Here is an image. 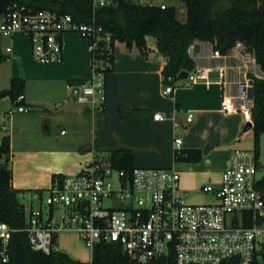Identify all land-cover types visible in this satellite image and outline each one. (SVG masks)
<instances>
[{
	"label": "built area",
	"instance_id": "obj_1",
	"mask_svg": "<svg viewBox=\"0 0 264 264\" xmlns=\"http://www.w3.org/2000/svg\"><path fill=\"white\" fill-rule=\"evenodd\" d=\"M91 1L94 8L114 6V0ZM132 1L162 9L176 5L173 0ZM69 32L88 39L91 57L87 65L92 71L91 78L70 85L72 93L79 102L101 108L112 39L95 16L80 20L62 11L58 4L35 8L17 2L0 15V33L25 36L30 41L33 60L42 64L63 60V37ZM232 50L256 63L242 42ZM190 52H194L193 46ZM214 55L223 56L218 50ZM257 77L264 75L259 73ZM183 81L186 86L192 84L195 72H188ZM173 91V85L167 84L163 92L170 95ZM11 102L16 108L8 110L10 115L26 111L23 93ZM253 106V77L245 78L236 94L227 92L222 96L223 113L240 112L245 124L250 121L254 126ZM154 118L165 119L161 113ZM8 128L3 126L4 130ZM181 128V123L175 122V130ZM174 150L175 156L183 151L180 137L174 139ZM259 170L262 166L256 151L233 149L220 184L202 187L213 200L191 203L174 168L134 166L128 174L114 168L108 158L94 159L78 173L57 177L49 188L35 191L32 200L23 203L26 226L22 230L28 234L32 249L45 254L59 251L61 232L74 230L91 252L98 243H116L141 263L170 255L178 264H222L233 258L241 264L260 262L264 259V196L257 187ZM27 195L23 193V197ZM33 199L39 202L37 207ZM61 206L67 211L56 212ZM15 231L0 219V264H13L10 246ZM84 263L92 264V259Z\"/></svg>",
	"mask_w": 264,
	"mask_h": 264
},
{
	"label": "crops",
	"instance_id": "obj_2",
	"mask_svg": "<svg viewBox=\"0 0 264 264\" xmlns=\"http://www.w3.org/2000/svg\"><path fill=\"white\" fill-rule=\"evenodd\" d=\"M63 42V60L41 64L33 61L31 44L25 36L0 33V51L6 56L0 62V77L7 83L4 89L13 78L25 79L24 104L29 108L17 117L8 113V106L0 109V118L9 121L3 126L14 131L10 157L14 188L45 189L37 184L38 171L42 177L47 175L52 185V175L64 173L46 165L50 157H80L79 172L100 155L129 148L134 152V166L174 168L181 187L189 193V202L212 201V195L203 192L202 187L218 186L222 173L230 166L233 149L248 150L254 141L253 129L243 131L242 113H223L222 96L227 92L236 94L245 78L262 73L258 65L232 49L216 57L210 44L199 43L198 51L192 53L199 63L195 81L186 86L179 79L171 84L173 93L165 95L163 69L167 57L159 51L157 39L146 37V52L116 40L112 68L105 72V102L101 108H93L79 102L70 87L92 77L87 65L91 57L89 41L69 32ZM156 113L165 119L156 120ZM175 122L182 125L178 131ZM59 127L63 138L57 133ZM18 136L20 148L15 144ZM175 137L182 139L183 150H199L200 160H176ZM196 195L204 200H194ZM77 235L74 230L61 232L58 246L59 251L79 260L72 255L74 249L69 243V237Z\"/></svg>",
	"mask_w": 264,
	"mask_h": 264
},
{
	"label": "trees",
	"instance_id": "obj_3",
	"mask_svg": "<svg viewBox=\"0 0 264 264\" xmlns=\"http://www.w3.org/2000/svg\"><path fill=\"white\" fill-rule=\"evenodd\" d=\"M186 7V18L181 20L176 5L162 9L156 5H141L132 0H121L120 6L109 5L94 8L91 0H0V15L13 3L27 4L35 8L51 7L58 4L64 12H70L76 19L90 20L93 16L111 34L112 53L109 66L112 68L113 43L125 42L127 47L136 45L146 52V37L157 39L159 51L167 57L163 69L165 84H173L182 70L193 72L199 63L190 52L196 43L210 44L223 55L228 54L237 42H242L255 58L264 75V0H225L226 6L218 7L224 0H181ZM6 56L0 51V62ZM26 81L13 78L7 89L0 91V98L8 97L14 101L24 93ZM254 121L253 140L257 154L264 136V77L253 76ZM200 151L183 150L176 155L180 161L200 160ZM11 138L6 135L0 143V219L7 222L16 231L12 235L10 255L13 264H85L73 259L62 251L45 254L32 249L28 234L22 230L26 226L25 206L19 199L21 190L13 186V169L10 167ZM108 159L114 168L128 174L134 167V152L129 148L110 151ZM62 178L55 173L52 179ZM264 196V177L257 183ZM44 191L45 189H37ZM36 190V191H37ZM92 264H178L174 255L151 261L138 262L129 257L116 243H98L92 251ZM222 264H241L238 258L224 261ZM252 264H260L258 260Z\"/></svg>",
	"mask_w": 264,
	"mask_h": 264
},
{
	"label": "rangeland",
	"instance_id": "obj_4",
	"mask_svg": "<svg viewBox=\"0 0 264 264\" xmlns=\"http://www.w3.org/2000/svg\"><path fill=\"white\" fill-rule=\"evenodd\" d=\"M153 1L157 2L158 0H153ZM172 2L176 3L177 5L178 12H179V18L181 20H184L186 18L185 4L182 1H178V0H173ZM227 4L228 2L224 0L221 3H219L218 7H223V6H226ZM36 63H39V62H36ZM177 81H180L179 78L177 79ZM6 86H7V83H4L3 79L0 77V90L6 88ZM7 106L8 108H11V107L16 108V106H14L10 100L8 99L3 100V98H0V109L5 108ZM25 107H26V111H24V113H27L29 111V108L27 106ZM20 114H23V112L16 111L12 114V116L17 117ZM4 124L9 125V121L8 120L5 121L3 118H0V143L4 136L8 135L11 137V139H13V136H14V131H11L10 129H7V130L3 129ZM61 128L62 127H59V130H57V133L59 134L60 138H63V136L60 134ZM19 138H20L19 136L15 138V144H16V147L18 148L22 146V143L19 140ZM248 150L256 151L254 147V141L252 142V146ZM100 156L101 157H99V159L106 160L108 158V155H100ZM80 160L81 159L78 156L63 155L60 157H55V158L50 157L46 159V165L52 166L54 168L53 170L57 172H63L64 173L63 175H74L78 172L77 170L79 168ZM259 162H260V166H262V170L258 171L257 177L262 178L264 177V136L261 138V142L259 145ZM9 165L10 167H12L11 162ZM36 173L38 177V179L36 180L37 184H40V186H44V188L47 189L48 186L51 185L50 178L47 175L45 177H42L41 171H38ZM19 190H21V192H19L18 194L19 199L24 204H28L32 200V195L36 191L35 189H28V188L27 189L21 188ZM23 193H26L28 195L23 197ZM200 197L201 196L196 195V197L194 196L193 199L195 198L194 200H198V199L200 200ZM201 199L204 200L203 197H201ZM33 205L34 207H37L39 205V202L36 199H33ZM42 205L43 207H46L45 202H43ZM66 211L67 209L62 206L56 210V212L58 213L66 212ZM79 238H80L79 235L69 237V243L72 245V248L74 249L72 250V255L78 258L80 261L88 262L92 259L91 249L88 246H86V244ZM260 264H264V259H260Z\"/></svg>",
	"mask_w": 264,
	"mask_h": 264
},
{
	"label": "water",
	"instance_id": "obj_5",
	"mask_svg": "<svg viewBox=\"0 0 264 264\" xmlns=\"http://www.w3.org/2000/svg\"><path fill=\"white\" fill-rule=\"evenodd\" d=\"M120 3H121L120 0H114V6L116 8H118L120 6ZM193 48H194V52H197L198 49H199V43L194 44ZM187 76H188V71L187 70H182L179 73L178 78L179 79H185ZM251 129H253L252 122H250V121L246 122V124L244 125V128H243V131L246 132V131H249Z\"/></svg>",
	"mask_w": 264,
	"mask_h": 264
}]
</instances>
